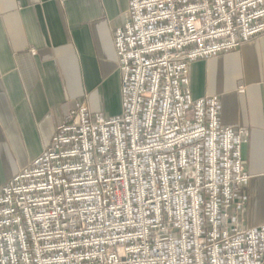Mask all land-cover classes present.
I'll list each match as a JSON object with an SVG mask.
<instances>
[{
  "label": "built area",
  "instance_id": "built-area-1",
  "mask_svg": "<svg viewBox=\"0 0 264 264\" xmlns=\"http://www.w3.org/2000/svg\"><path fill=\"white\" fill-rule=\"evenodd\" d=\"M262 36L264 0H131L113 34L122 113L78 103L0 189V264H264L250 131L190 79Z\"/></svg>",
  "mask_w": 264,
  "mask_h": 264
},
{
  "label": "crops",
  "instance_id": "crops-1",
  "mask_svg": "<svg viewBox=\"0 0 264 264\" xmlns=\"http://www.w3.org/2000/svg\"><path fill=\"white\" fill-rule=\"evenodd\" d=\"M131 0H0V189L50 146L78 103L122 113L114 31ZM195 99L220 98L225 125L248 128V225H264V36L194 63Z\"/></svg>",
  "mask_w": 264,
  "mask_h": 264
}]
</instances>
